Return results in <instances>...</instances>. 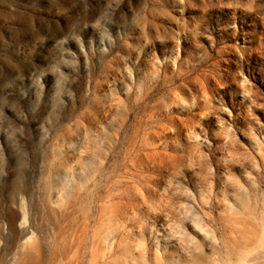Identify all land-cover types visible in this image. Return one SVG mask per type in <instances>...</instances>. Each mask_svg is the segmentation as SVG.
I'll list each match as a JSON object with an SVG mask.
<instances>
[{
    "label": "rangeland",
    "instance_id": "374dc122",
    "mask_svg": "<svg viewBox=\"0 0 264 264\" xmlns=\"http://www.w3.org/2000/svg\"><path fill=\"white\" fill-rule=\"evenodd\" d=\"M264 264V0H0V264Z\"/></svg>",
    "mask_w": 264,
    "mask_h": 264
},
{
    "label": "bare ground",
    "instance_id": "6f19581e",
    "mask_svg": "<svg viewBox=\"0 0 264 264\" xmlns=\"http://www.w3.org/2000/svg\"><path fill=\"white\" fill-rule=\"evenodd\" d=\"M36 255L30 252H24L21 255L20 260L18 261L17 264H38V259H37L38 255L37 257Z\"/></svg>",
    "mask_w": 264,
    "mask_h": 264
}]
</instances>
